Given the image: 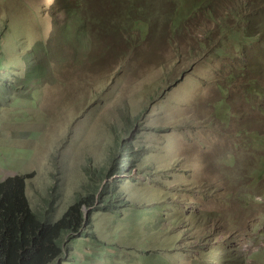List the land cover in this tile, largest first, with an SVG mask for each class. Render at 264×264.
I'll return each instance as SVG.
<instances>
[{"label":"rangeland","instance_id":"374dc122","mask_svg":"<svg viewBox=\"0 0 264 264\" xmlns=\"http://www.w3.org/2000/svg\"><path fill=\"white\" fill-rule=\"evenodd\" d=\"M0 54V181L97 191L63 264H264V0H0Z\"/></svg>","mask_w":264,"mask_h":264},{"label":"trees","instance_id":"16d2710c","mask_svg":"<svg viewBox=\"0 0 264 264\" xmlns=\"http://www.w3.org/2000/svg\"><path fill=\"white\" fill-rule=\"evenodd\" d=\"M55 36L53 32L50 39ZM1 57L0 54V61ZM2 67L0 62V72ZM25 178V174H14L0 181V264H63L72 255L73 243L84 236L88 239L84 207L93 204L97 191L80 196L57 219L50 220L32 210ZM115 199L122 205H106L108 210L114 209L112 212H117L115 208L132 207L128 201L122 203L118 196ZM143 251L145 258L153 253L150 248Z\"/></svg>","mask_w":264,"mask_h":264}]
</instances>
